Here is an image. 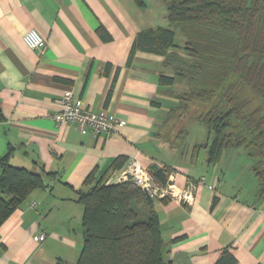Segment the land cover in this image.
Listing matches in <instances>:
<instances>
[{"label":"crops","instance_id":"0c3cea01","mask_svg":"<svg viewBox=\"0 0 264 264\" xmlns=\"http://www.w3.org/2000/svg\"><path fill=\"white\" fill-rule=\"evenodd\" d=\"M142 1L0 0V159L11 149V166L56 174L51 191L34 190L0 227V264H75L83 242L76 192L88 177L92 186L106 182L133 160L166 170L179 188L203 179L191 205L154 201L163 264H264L256 160L239 148L209 164V142L172 147L162 128L171 88L158 84L170 70L162 56L141 51L128 62L139 32L167 27L164 6ZM30 29L45 40L42 53L23 43ZM65 90L122 125L108 140L56 126ZM117 159L122 167L112 171Z\"/></svg>","mask_w":264,"mask_h":264},{"label":"trees","instance_id":"16d2710c","mask_svg":"<svg viewBox=\"0 0 264 264\" xmlns=\"http://www.w3.org/2000/svg\"><path fill=\"white\" fill-rule=\"evenodd\" d=\"M156 1L164 6L168 26L139 32L128 62L136 51L162 56L171 74L160 75L159 86H180L168 93L176 105L168 111L163 137L179 146L187 136L186 122L198 121L211 139L207 162L216 163L226 150H245L256 160L252 172L264 195V0ZM10 155L11 149L0 159V227L34 190L51 191L48 183L56 179L55 173L11 166ZM122 164L115 160L111 170ZM149 172L166 185V170L151 167ZM91 182L90 176L76 192L83 208V242L75 264H163L155 199L131 181ZM141 206L148 208L145 221L138 220L135 209Z\"/></svg>","mask_w":264,"mask_h":264},{"label":"built area","instance_id":"2783aa9c","mask_svg":"<svg viewBox=\"0 0 264 264\" xmlns=\"http://www.w3.org/2000/svg\"><path fill=\"white\" fill-rule=\"evenodd\" d=\"M22 41L32 51L42 53L45 48V40L34 29L27 30ZM56 126L63 124L74 125L80 133L89 132L95 136L110 139L121 122L107 115L106 112L96 113L90 110L82 101L76 98L71 90H65L58 100V110L52 115ZM165 186L159 184L151 175L149 170L143 168L136 160L131 161L125 169L118 170L108 178L106 184H114L131 181L148 196L155 200H170L179 204L191 205L195 199V192L203 185V179L189 184L185 188H179L173 177L169 176ZM34 204L30 205L33 208ZM44 234L34 237V241L42 242Z\"/></svg>","mask_w":264,"mask_h":264},{"label":"rangeland","instance_id":"374dc122","mask_svg":"<svg viewBox=\"0 0 264 264\" xmlns=\"http://www.w3.org/2000/svg\"><path fill=\"white\" fill-rule=\"evenodd\" d=\"M164 12H165V9H164ZM164 12H163V15L165 16L166 14ZM165 20H166L165 26H168V21L166 17H165ZM175 33H176L175 35L176 43L181 45L183 38L178 30H175ZM179 87H180L179 85H175L174 87L171 88V91ZM174 105H176L175 99H173L172 97L167 98L166 102L164 103V109L166 111L167 110L169 111ZM185 128H186L187 136L185 138L184 146L182 145L183 147H185V150H188V147L192 146L194 143L203 145V144L210 142L211 139H209L207 129L205 128L203 124L199 123L198 121H195V120L187 121ZM202 154H203V151H202ZM77 206L80 207L81 205L78 204ZM135 209L138 214V220L145 221V219L147 218H144L145 217L144 215L147 214L148 208L145 206H141V207H136Z\"/></svg>","mask_w":264,"mask_h":264}]
</instances>
